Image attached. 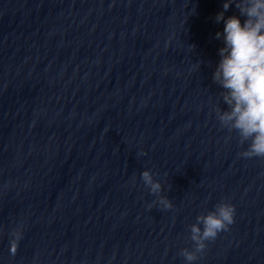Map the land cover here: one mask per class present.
I'll use <instances>...</instances> for the list:
<instances>
[{"label":"water","instance_id":"1","mask_svg":"<svg viewBox=\"0 0 264 264\" xmlns=\"http://www.w3.org/2000/svg\"><path fill=\"white\" fill-rule=\"evenodd\" d=\"M223 3L0 0V264H186L225 199L235 223L194 264H264V158L216 112Z\"/></svg>","mask_w":264,"mask_h":264},{"label":"clouds","instance_id":"2","mask_svg":"<svg viewBox=\"0 0 264 264\" xmlns=\"http://www.w3.org/2000/svg\"><path fill=\"white\" fill-rule=\"evenodd\" d=\"M233 4L245 17L243 22L236 15L225 19L224 13ZM215 19L217 23L223 21L225 27L216 33L217 39L223 38L224 46L219 49L220 60L213 80L224 90L222 100L228 106L227 110L216 109L217 118L223 128L238 132L241 145L248 144L241 157L264 158V0H224L223 11ZM141 179L158 197L154 203L165 210L173 208L172 201L162 195V183L150 169L141 173ZM235 215L236 207L227 199L216 204L214 210L199 215L190 225L193 248L180 252L186 264H194L207 248L206 242L228 231L235 223ZM10 236V254L14 256L23 231L14 229Z\"/></svg>","mask_w":264,"mask_h":264}]
</instances>
